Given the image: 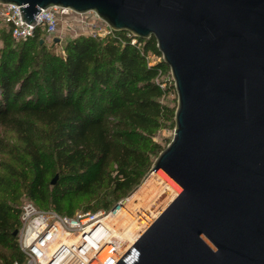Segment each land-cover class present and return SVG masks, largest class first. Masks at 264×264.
<instances>
[{
	"label": "water",
	"instance_id": "water-1",
	"mask_svg": "<svg viewBox=\"0 0 264 264\" xmlns=\"http://www.w3.org/2000/svg\"><path fill=\"white\" fill-rule=\"evenodd\" d=\"M0 2L32 25L40 8L92 11L153 37L169 68L173 135L140 183L157 172L177 193L116 264H264V0Z\"/></svg>",
	"mask_w": 264,
	"mask_h": 264
},
{
	"label": "trees",
	"instance_id": "trees-1",
	"mask_svg": "<svg viewBox=\"0 0 264 264\" xmlns=\"http://www.w3.org/2000/svg\"><path fill=\"white\" fill-rule=\"evenodd\" d=\"M39 28L26 39L3 38L0 47V128L21 142L19 153L0 135V264L23 261L18 247L22 192L38 205L72 214L108 210L140 182L164 148L153 136L175 105L162 101L172 80L153 37L79 34L47 44ZM164 82V87L160 83ZM47 143L43 148L37 129ZM12 159V161H11ZM49 170L59 182L47 180ZM71 195V196H70Z\"/></svg>",
	"mask_w": 264,
	"mask_h": 264
},
{
	"label": "built area",
	"instance_id": "built-area-1",
	"mask_svg": "<svg viewBox=\"0 0 264 264\" xmlns=\"http://www.w3.org/2000/svg\"><path fill=\"white\" fill-rule=\"evenodd\" d=\"M34 19L36 22L32 25L22 20L19 5L0 2V21L8 26L15 40L32 37L36 28L52 41L55 37L59 41L68 35L74 37L83 31L92 36L114 33L92 11L79 13L53 6L40 8ZM130 43L140 47L135 37ZM167 80H172L170 72ZM160 87H164V82ZM125 202L120 199L115 208L77 211L70 215L39 210L30 203L23 205L17 239L23 261L14 264H116L148 226L138 223L141 219L138 216L134 221L138 225L135 238L123 239V227L116 221Z\"/></svg>",
	"mask_w": 264,
	"mask_h": 264
},
{
	"label": "rangeland",
	"instance_id": "rangeland-1",
	"mask_svg": "<svg viewBox=\"0 0 264 264\" xmlns=\"http://www.w3.org/2000/svg\"><path fill=\"white\" fill-rule=\"evenodd\" d=\"M8 33H10V31H9V28H8V26L6 25V24H4L3 22H1L0 21V47L2 46V44H3V38L5 37V36H8ZM83 34H86L85 33V31H83ZM11 35V34H10ZM12 37V36H11ZM69 37V35L68 36H65L64 38H62L61 40H60V44H59V46H57L56 48H55V50L57 51V52H60V45L67 39ZM40 40H41V42L42 41H44V42H46L47 44H51L52 43V40L50 39V38H48V36H46L43 32H41L40 33ZM139 46H141V44L139 45ZM148 55H147V59H148V61H149V63L151 64V63H153L155 60H157V59H161V55L160 56H155V55H153V54H151V53H147ZM169 73V68H168V70L167 71H165V72H162L161 73V77H163V78H166L167 79V74ZM162 101L163 102H166V103H168V104H170V105H176V93H175V90H174V88H173V90H169L168 91V93L167 94H165V96L162 98ZM170 123L169 122H167V124L164 126V127H162V128H160L156 133H155V135L153 136V140L154 141H157V142H160V144L162 145V146H166L167 144H168V142L171 140V138H172V135H173V126H171V125H169ZM42 128H38L37 129V139H38V142H41L42 143V146H44L43 148H45L46 147V145H47V143L44 141V139L42 138V136L40 135L41 133H42ZM0 135L1 136H3L4 138H5V142L8 144V147L7 148H9V149H11V150H14L15 151V153L16 154H18L19 153V149H20V146H21V142L18 140V138H16V136H15V134L11 131V130H7V129H3V128H0ZM154 160V159H153ZM11 161H12V159H11ZM46 176H47V180H48V182H51V180L56 176V178H55V181H54V184H57L58 182H59V176H58V172H56V171H52V170H49V172L46 174ZM57 182V183H56ZM140 183V182H139ZM138 183V184H139ZM54 184H51L50 183V189L49 190H51V187H52V185H54ZM137 184V185H138ZM141 184V183H140ZM139 184V185H140ZM158 186V184H156V186L155 187H157ZM155 189V190H154ZM152 193H151V192ZM149 191V193H148V195H145L144 197H143V200L146 202V203H149V208H148V210H147V212L144 214V215H141V214H139V212L138 211H135V210H133V212H130V213H132V216L134 217V215H135V218H138L137 216H140L141 217V219L140 220H145V221H148L147 220V218H151V219H153L152 218V216H158V214L169 204V202L167 203V205L162 209V210H160V209H158L161 205H162V201L161 200H163V199H165L166 197H167V194L163 191L162 193H160L159 194V191L160 190H158L157 188H152V190H150ZM135 192V191H134ZM133 192V193H134ZM169 192L170 193H172L170 190H169ZM132 193V194H133ZM169 193V194H170ZM177 193V192H176ZM131 194V195H132ZM131 195H127V196H125L126 198H127V201H128V197L130 198L131 197ZM153 195V196H152ZM158 195V196H157ZM162 195H163V197H162ZM71 196V195H70ZM160 196V197H159ZM164 196H165V198H164ZM145 197H147L148 199H149V201H148V199L147 198H145ZM152 197V198H151ZM168 197H169V195H168ZM77 200H79V204L81 203L82 205L81 206H79V207H77V208H75L74 210H73V212H72V214L74 213V212H77V211H86V210H92V209H84L83 208V205H85L86 204V198H78V197H75ZM151 198V199H150ZM138 199V200H137ZM166 199H168V198H166ZM154 200V201H153ZM136 201H139V198H135L134 200H132V202H134V203H136ZM150 202H152V203H150ZM157 202L158 203H160V204H157ZM27 203H30V204H32L36 209H39V210H44V211H49L50 210V208H45V207H43V206H40V205H38V203L37 202H35L34 200H32V199H30L27 195H26V193L25 192H22V194H21V197H20V199H19V202H18V205H19V207L21 206V207H23V205H25V204H27ZM144 204V203H143ZM152 206H151V205ZM135 207V206H134ZM95 210H97V209H95ZM152 211V212H151ZM160 211V212H159ZM20 212H21V209H20ZM122 214V213H121ZM123 215V214H122ZM122 215H119L120 217L119 218H117V223H118V225L120 226V224L123 222V216ZM120 218H122V219H120ZM153 222V221H152ZM19 229H20V226H19V228H18V230H17V239H18V234H19Z\"/></svg>",
	"mask_w": 264,
	"mask_h": 264
},
{
	"label": "bare ground",
	"instance_id": "bare-ground-1",
	"mask_svg": "<svg viewBox=\"0 0 264 264\" xmlns=\"http://www.w3.org/2000/svg\"><path fill=\"white\" fill-rule=\"evenodd\" d=\"M156 184H158L157 187ZM157 188L159 191V194L162 193L163 191L167 194V197L168 199L164 198L162 201V205L158 208L160 210H162L168 202H170L173 197L176 195V190L170 185L168 184L157 172H152L140 185L139 187L135 190V192L131 195V197L129 198L128 197V201H126L127 199H125L123 202H125L124 204H122L120 206V210L119 212L122 213L121 215L123 216V222L120 224L122 227H123V239L124 240H133L136 236V230H137V227L138 225H136V222L135 221V215L134 217L132 216V213L130 212H133V210L135 211H138L139 214L141 215H144L148 208H149V203H146L144 200H143V197L145 195H148L149 191L152 190V188ZM155 190V189H154ZM169 190L172 192L170 193ZM151 192V191H150ZM152 193V192H151ZM170 193V194H169ZM169 195V197H168ZM153 196V195H152ZM158 196V195H157ZM160 197V196H159ZM163 197V195H162ZM135 198H139V201H136V203L132 202V200H134ZM147 198V197H145ZM152 198V197H151ZM150 198V199H151ZM148 199V198H147ZM138 200V199H137ZM149 201V199H148ZM154 201V200H153ZM144 203V204H143ZM152 203V202H150ZM157 204H160L157 202ZM151 205V204H150ZM135 206V207H134ZM152 206V205H151ZM152 212V211H151ZM160 212V211H159ZM162 212V211H161ZM160 212V213H161ZM155 216V215H154ZM154 216H152V218L154 219ZM120 217V216H119ZM118 217V218H119ZM138 217V216H137ZM139 218H141L139 216ZM122 219V218H120ZM153 219L151 218H147L148 221H141L139 220L138 223L142 224L145 226H149L150 223H152ZM147 226V227H148ZM101 235L98 236V238L100 237Z\"/></svg>",
	"mask_w": 264,
	"mask_h": 264
}]
</instances>
